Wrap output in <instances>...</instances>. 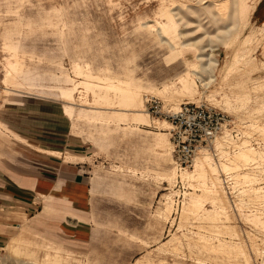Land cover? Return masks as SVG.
Here are the masks:
<instances>
[{"label":"rangeland","instance_id":"1","mask_svg":"<svg viewBox=\"0 0 264 264\" xmlns=\"http://www.w3.org/2000/svg\"><path fill=\"white\" fill-rule=\"evenodd\" d=\"M223 1L0 0V222L9 225L0 264H264V218L231 215L209 156L176 173L170 126L146 109L149 97L166 113L205 93L240 120L254 123L264 112L258 52L264 26L251 23L259 0H236L238 23L229 31L191 16L193 9L224 5L220 20L228 25L234 8L232 0ZM210 32L221 41L212 53L214 81L205 86L195 83L199 75L208 77L197 41L206 45ZM122 90L137 93L133 105ZM261 123L256 126L264 129ZM64 134L80 154L47 149ZM241 147L248 150L234 153V170L264 160L263 151ZM47 155L71 162L77 176L89 179L90 220L67 201L49 200L33 227L21 204L6 196L12 184L6 178L44 165ZM244 174L255 178L251 170ZM180 176L189 189L178 207ZM20 184L32 186L30 180ZM67 215L72 223L90 221L86 244L37 228L48 230L49 220Z\"/></svg>","mask_w":264,"mask_h":264},{"label":"built area","instance_id":"2","mask_svg":"<svg viewBox=\"0 0 264 264\" xmlns=\"http://www.w3.org/2000/svg\"><path fill=\"white\" fill-rule=\"evenodd\" d=\"M2 87L0 84V103ZM149 115L163 117L169 124V134L174 154V169L178 174L194 167L195 160L208 155L211 162L220 170V180L229 201L231 215L236 217L264 218V160L251 163L238 170H226L222 167L229 164L234 153L244 143L249 147L264 152V129L256 125L264 122V112L251 120H240L218 108L204 97L196 102L185 101L177 111L163 112L157 98L149 97L146 101ZM259 121L260 123H255ZM251 170L254 177L244 174ZM177 185L179 190L178 204L184 205L186 192L189 189L181 176ZM250 232L262 234V230L248 224ZM251 226V227H250Z\"/></svg>","mask_w":264,"mask_h":264},{"label":"crops","instance_id":"3","mask_svg":"<svg viewBox=\"0 0 264 264\" xmlns=\"http://www.w3.org/2000/svg\"><path fill=\"white\" fill-rule=\"evenodd\" d=\"M251 23L257 27L264 26V0H259L251 16ZM261 55L262 64L264 66V46L258 49ZM64 113V112H63ZM59 138V145H54L47 148L54 152H59L61 155L67 153L80 154L75 149L77 143L72 140H66V134ZM74 147V149H73ZM70 148V149H69ZM44 155V154H43ZM54 157V158H52ZM54 155H47L44 157V165L33 163L29 169L30 172L12 174L6 178L11 180V188H9L8 196L16 203H20L24 209L23 216H27L28 220H32L39 216L45 208L46 201L54 200L57 203L67 201L73 212L84 213L90 220V186L88 178L85 176H77L79 173L78 167H71V162L60 160ZM20 180H30L32 186H21ZM72 223L71 215L63 220L51 219L49 220L47 229L40 227L41 231L48 235L56 234L57 237L66 240L75 246L80 247L88 242L90 233V221ZM3 225L0 222V242L1 237H5L9 225ZM34 227V226H33ZM38 229V230H39ZM5 230V232H4Z\"/></svg>","mask_w":264,"mask_h":264},{"label":"bare ground","instance_id":"4","mask_svg":"<svg viewBox=\"0 0 264 264\" xmlns=\"http://www.w3.org/2000/svg\"><path fill=\"white\" fill-rule=\"evenodd\" d=\"M201 1H203V2H205V0H201ZM223 1V0H222ZM214 2V1H213ZM212 2V3H213ZM224 2V1H223ZM201 3V2H200ZM232 5H233V7H231V8H234V12H233V9H232V13L233 14H231V12H230V16L229 17H231V15H232V17H231V19L229 18V20H231V22H230V24H229V22L227 21L226 23H228V25L226 24V25H224V24H222L221 23V21L222 20H220V16H222V14L224 15V11L226 10V6H224V5H221V6H214V4H213V6H211V5H206L205 6V9H204V11L203 12H200L201 10H199V11H197L196 9H193V10H191L190 11V13H191V16H194V17H197V18H199V17H202V16H206L207 17V19H209L210 20V22H211V24L213 25V26H215L219 31H220V29H222V30H225V31H229V30H232V29H235L236 28V26H237V21H236V19H237V10H236V7H237V1L236 0H232ZM231 5V6H232ZM214 8V9H213ZM196 10V11H195ZM182 12V11H181ZM181 12L179 13V16L181 17V21H187V22H189V18L187 17V16H185V15H182L181 14ZM185 14V13H184ZM189 14V13H188ZM223 17V16H222ZM224 18V17H223ZM160 29L162 30V31H164V27L163 26H160ZM201 29H203V27H201ZM208 37H209V39H208ZM207 37V43H206V45H203L204 43H200L199 41H197V44L198 45H201L202 47H201V54H199V61L202 63V69H203V71L204 72H207L208 74V77L206 78V79H204V78H202V77H197L196 78V80H195V83L197 84V81L198 82H200L202 85L204 84L205 86H207L206 85V83H210V82H212V81H214V80H212L213 79V77H212V66H215L216 65V63L212 60L213 58H212V53L213 52H215L216 50H217V45H219V43H220V41H221V39H219V37H217L216 36V34H214V33H209V36ZM196 44H194V43H189V44H186L185 46H195ZM210 52V53H209ZM215 60V59H214ZM7 66V65H6ZM13 67V66H12ZM14 69V68H13ZM13 71H15V69L13 70ZM11 72V71H10ZM10 75H11V73H10ZM214 76V75H213ZM215 79V78H214ZM206 81V82H205ZM182 85H183V89H184V91H189V87L187 86V84L185 83V81H182ZM121 93L123 94V96H125V97H127L128 99H129V102H128V104H127V106H131V105H133L134 104V101H136V99L138 98V95H137V93L135 92V91H132V90H122L121 91ZM63 95H66V96H69V93L68 92H63ZM184 95V94H183ZM134 106H136V104L134 105ZM179 107L180 106H178V107H176V108H174V110H178L179 109ZM68 111H71V110H68ZM69 113V112H68ZM70 113H72V112H70ZM73 114V113H72ZM71 115V114H70ZM166 124H168L167 122H165ZM245 147H241L240 149H239V152L240 151H242V149H244ZM245 149H247V148H245ZM248 150V149H247ZM245 151V150H244ZM246 153H248V152H250V151H245ZM244 152V153H245ZM242 154H243V151L241 152ZM235 154H238V153H235ZM240 154V153H239ZM259 154H261V153H259ZM204 156V155H203ZM206 156V155H205ZM208 156V155H207ZM251 154L249 155V153L248 154H244L243 156H242V158H244L245 160H249L250 158H251ZM237 157V155L236 156H234V158H236ZM199 158V157H198ZM197 158V159H198ZM197 159L195 160V162H194V165H195V163H196V161H197ZM243 160V159H242ZM203 161H205V160H203ZM201 162V161H200ZM199 162V163H200ZM249 162V161H248ZM204 163H206V162H204ZM202 164V163H201ZM208 165V164H207ZM206 165V166H207ZM225 168L227 169V170H234V166L233 165H230V164H228V165H225ZM176 171V170H175ZM188 170H186V171H183V172H187ZM182 172V173H183ZM177 173V172H176ZM184 174H186V173H184ZM194 205V204H193ZM195 205H196V203H195ZM191 208V207H190ZM193 210V209H192Z\"/></svg>","mask_w":264,"mask_h":264}]
</instances>
